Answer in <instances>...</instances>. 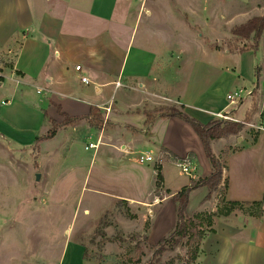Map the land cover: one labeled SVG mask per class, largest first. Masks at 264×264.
<instances>
[{
	"label": "crops",
	"instance_id": "crops-1",
	"mask_svg": "<svg viewBox=\"0 0 264 264\" xmlns=\"http://www.w3.org/2000/svg\"><path fill=\"white\" fill-rule=\"evenodd\" d=\"M208 1L0 0V95L7 97L1 100L0 127L15 131L16 121L41 119L45 134L49 129L45 113L58 121L63 118L57 106L69 116H87L96 108L104 118L100 128L83 118L39 143L44 150L57 139L84 136L97 144L84 170L74 166L58 172L56 186L80 188V205L86 195L91 197L88 202L103 195L110 199L109 205L126 203L137 215L119 222L123 230L140 231L149 222L148 242L156 245L176 224L173 195L191 178L210 175L212 165L189 122L162 114L148 120V111L182 106L205 124L217 113L231 111L242 119L254 100L256 109L247 123L256 128L255 133H246L245 127L238 134L212 140L216 157L225 154L221 181L208 198L207 186L192 190L185 215L210 213L213 221V230L205 233L196 259L189 264H264V214L254 205L264 197V31L259 56L253 50L238 52L220 44L233 26L264 15V0ZM252 4L261 13L243 15ZM222 7L226 29H216L217 37H210L214 31L205 35L187 30L190 19L201 22L205 10L215 8L218 13ZM239 89L253 93L237 105L230 104L227 94ZM113 94L118 102L111 104ZM0 138L8 139L10 152L16 150L14 138L1 128ZM165 150L181 159L191 157V174H185ZM141 153L154 160H141ZM42 156L48 157L44 151ZM157 163L163 176L158 188ZM172 167L188 178L173 181ZM219 196L227 205H238L229 214L219 213ZM197 199H201L199 208L194 206ZM44 253L42 237L30 246L19 239L0 245V264H45ZM53 264L95 263L85 255L83 243L70 237L64 239Z\"/></svg>",
	"mask_w": 264,
	"mask_h": 264
},
{
	"label": "rangeland",
	"instance_id": "rangeland-1",
	"mask_svg": "<svg viewBox=\"0 0 264 264\" xmlns=\"http://www.w3.org/2000/svg\"><path fill=\"white\" fill-rule=\"evenodd\" d=\"M206 1L210 3V1ZM244 3L250 4L246 1ZM211 10L212 8L204 11L205 19L201 22L190 19L192 24H188L187 30L193 34L201 32L205 35L214 31L210 37H217L219 33L215 32L216 29L219 32L226 29L223 28L224 20L222 19L225 8L222 7L218 13L215 12V8H213L214 11ZM255 13H261V10L252 4L243 15L251 17ZM206 17L209 18L208 22ZM230 34L221 41L222 47L233 49L244 44V40L241 41ZM255 52L259 56L260 51L256 50ZM253 81L256 82V78ZM252 83L251 81L244 82L248 87L252 86ZM30 96L33 100L38 101L35 92H31ZM111 96V104L118 102L116 94ZM1 100H7L6 93L0 95V109L4 107ZM169 107L161 106L150 109L148 111L149 120L157 114L167 112ZM117 108L118 105H114V109ZM246 109L242 119L233 115L232 111L228 113L231 119H214L223 122L245 119L243 128L246 127V133L254 134L256 128L247 122L250 121L256 109V102L254 100L252 103L250 102ZM62 117V120L58 121L46 113L49 128L52 126V120L58 123L64 121V116ZM0 128L14 138L12 149L17 146L16 150L13 149L10 152L8 149L11 147L7 142L8 139L0 138V245L11 244L20 239L30 246L42 237L45 264L54 263L64 244V239L70 237L83 243L85 255L95 264H183V262L189 261L187 253L189 244L186 243V238L181 240L174 250L154 253L156 247L148 242L146 234L149 222H146L140 231L125 232L119 222L126 223L127 220L131 221L137 215L132 213L133 209L131 212V208L126 203L118 201L109 205L107 200L110 199L103 195H95L93 202H88L91 197L86 195L85 202L80 205L78 203L80 188H58L56 186L58 172H66L73 169L74 166L83 171L89 164L93 150L85 148L88 144L86 137H78L73 141H69L68 137L64 141L57 139L50 142V147L46 146L47 150H41L42 146L39 143L42 140L36 142V136H41L44 132L41 129V119L16 121L13 125L15 131H9V129L7 131L4 127ZM79 133L82 132L79 131ZM27 144L31 146L28 147ZM42 151L46 152L48 157L40 158ZM219 161L223 170L225 154ZM37 173L40 174L39 180L36 179ZM172 174L173 181L175 178L177 180L188 178L180 168L172 167ZM53 183L55 187H53ZM220 197L217 205H220L219 208L225 209L227 205L223 200H220ZM200 200L197 199L194 203L197 208L200 207ZM156 201L159 200L156 199ZM107 206L109 209H105ZM75 210L77 213L79 212L78 217L77 213L75 217L72 216ZM90 210L91 214H89ZM261 212L264 214L263 211ZM41 217L42 220H40ZM143 222L137 221L139 224ZM35 225L37 228L34 230ZM107 228L109 232H107ZM30 229L33 231L31 232ZM42 231L43 235L41 236ZM68 231L70 233L67 237Z\"/></svg>",
	"mask_w": 264,
	"mask_h": 264
},
{
	"label": "trees",
	"instance_id": "trees-1",
	"mask_svg": "<svg viewBox=\"0 0 264 264\" xmlns=\"http://www.w3.org/2000/svg\"><path fill=\"white\" fill-rule=\"evenodd\" d=\"M230 31L235 38L240 39L241 41H245L241 47H234L233 50H236L238 52H244L247 50L256 51L259 48L260 38L264 31V15L253 16L245 22L233 26ZM57 107L60 114L64 116V121L58 123L55 120H52V126L48 129L46 134L36 136L37 143L43 139L54 137L58 131V128H60L61 126L73 125L83 118L87 119L88 122L95 127L100 128L102 126L104 118L94 107H92L90 114L87 116H69L61 112V108L59 106ZM182 109V106L180 108L171 106L167 109V112H162L161 114L163 116L180 117L192 125L203 142L206 155L212 165V172L206 177L198 179L191 178L188 185L183 186L173 195V200L176 202V224L167 236L161 238L157 242V244L155 245L156 250L154 251V253H162L166 250H174L181 243V240L186 238V243L189 244V248L187 251V253L189 254V261H187V264H189L196 259L199 251L200 241L205 233L207 231L213 230L211 228L213 223L212 214L210 213L200 212L195 214L193 217H186L185 212L189 201V194L192 190L200 186H207L209 189V193L206 198H208L211 193L217 188L222 177V167L220 166L219 159L212 151L211 142L214 139H218L224 136L238 134L244 127V123L246 122V120L244 119L243 121L223 122L218 119H212L204 124L197 119L190 117ZM149 118L150 117L148 114V120ZM165 152L168 151L165 150ZM168 153L175 160L181 159L173 153ZM155 168L157 170L156 187L158 188L163 181L161 172L162 168L159 163L155 165ZM225 204L227 205V203ZM236 205H238V203L233 202L230 205H227L225 209L219 208V213L229 214L232 208ZM254 205L256 207H260V202H254Z\"/></svg>",
	"mask_w": 264,
	"mask_h": 264
},
{
	"label": "built area",
	"instance_id": "built-area-1",
	"mask_svg": "<svg viewBox=\"0 0 264 264\" xmlns=\"http://www.w3.org/2000/svg\"><path fill=\"white\" fill-rule=\"evenodd\" d=\"M76 70H81V66L76 65ZM81 80L83 82H88V79L85 76H81ZM252 93H253V90H249L246 93H244L242 89L235 90V91L229 92L227 94V100L229 101L230 104L237 105V104L243 102V100H245L246 97H250L252 95ZM217 118L231 119V116L228 114V112L217 113ZM85 148L86 149H96L97 144L89 142ZM140 159L145 160V161H153L154 157L151 155H148V154L141 153ZM177 164L185 174H191V172H192L191 168H193L191 157L187 156L183 159H180V160H178ZM260 209L264 212V197L260 201Z\"/></svg>",
	"mask_w": 264,
	"mask_h": 264
},
{
	"label": "water",
	"instance_id": "water-1",
	"mask_svg": "<svg viewBox=\"0 0 264 264\" xmlns=\"http://www.w3.org/2000/svg\"><path fill=\"white\" fill-rule=\"evenodd\" d=\"M39 178H40V174L37 173V174H36V179L39 180Z\"/></svg>",
	"mask_w": 264,
	"mask_h": 264
}]
</instances>
